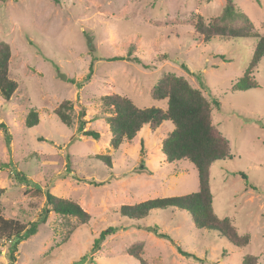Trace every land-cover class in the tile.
<instances>
[{"label":"rangeland","instance_id":"1","mask_svg":"<svg viewBox=\"0 0 264 264\" xmlns=\"http://www.w3.org/2000/svg\"><path fill=\"white\" fill-rule=\"evenodd\" d=\"M233 1L264 36V0ZM226 3L0 0V41L11 46L9 75L18 83L11 99L0 95V123L11 136L8 145L0 130L3 215L28 226L43 210L49 187L94 218L83 225L52 212L35 235L19 243L16 264H141L128 252L134 245H141L140 256L149 264H243L246 255L264 264V58L254 71L260 88L237 89L259 39L204 42L195 30L199 17L213 20ZM113 57L124 59L109 61ZM169 73L184 77L212 103V122L230 142L232 159L211 169L214 210L240 235L250 236L247 247L197 228L190 214L177 208L153 210L142 221L117 214L122 205L198 191L195 166L187 160L168 163L162 154L172 122L156 130L145 126L115 150L102 118L100 98L106 95L125 96L141 109H165L167 100L157 99L154 89ZM65 100L74 103L72 127L54 114ZM80 106L87 108L86 130L99 132V140L78 132ZM32 110L40 122L29 128ZM97 155L110 156L112 167ZM155 225L174 243L145 229ZM110 226L118 232L92 252L94 240ZM10 245L0 241V264L10 262ZM179 247L203 262L183 256Z\"/></svg>","mask_w":264,"mask_h":264},{"label":"trees","instance_id":"2","mask_svg":"<svg viewBox=\"0 0 264 264\" xmlns=\"http://www.w3.org/2000/svg\"><path fill=\"white\" fill-rule=\"evenodd\" d=\"M57 5L63 4V0H51ZM196 35L203 38L204 42L212 40L229 41L232 39L258 38L255 44L251 63L244 76L239 80L237 89L247 91L260 88L254 76V71L264 58V36H260L254 30V24L240 12L233 0H227L222 12L213 20L205 22L199 17L195 25ZM12 50L9 43L0 41V95L4 99H11L18 89V83L10 78V60ZM123 57H113L109 61H120ZM136 61L140 62V60ZM148 68V66H145ZM94 72L93 63L90 66V79ZM154 95L159 100H167L165 109L150 107L138 108L129 98L119 94L106 95L100 98L104 109L103 120L112 132L111 147L118 150L124 141H132L145 127L152 130L158 129L163 122H172V132L162 141L161 151L168 163L187 160L192 163L198 172V191L183 196L156 198L144 201L136 205H122L117 214L129 220L142 221L149 217L153 210L180 209L190 214L195 226L218 233L235 247L244 248L250 243L249 235H240L229 218H219L214 210V197L211 189V169L218 161L232 159L230 142L212 122V103L206 99L203 93L194 88L188 80L174 74H164L155 86ZM213 103L219 107L216 101ZM74 103L70 100L63 101L54 114L61 123L67 126L74 124ZM85 106H80L78 114V132L84 137L94 140L100 139V133L95 130H86L89 121L86 120ZM40 122L39 113L30 111L26 126L31 128ZM0 130L6 136L10 145L11 136L7 126L0 123ZM96 159L102 161L108 167H112V159L108 155H97ZM247 179V175L242 173ZM25 179V178H24ZM5 189H0V241L10 245L8 264H16L18 245L38 232V227L46 224L49 215L54 212L61 216L76 218L81 224L87 225L94 218L86 212L78 203L64 198H59L46 188V204L34 222L25 226L14 219H6L3 215L1 199ZM157 237L171 241L172 238L159 231V226L145 228ZM117 227L110 226L101 232L94 240L92 252L100 250L103 242L118 232ZM141 245H134L129 249V254L136 256L141 264H149L141 254ZM180 254L193 257L203 262L197 256L178 248ZM243 264H259V258L254 255H246Z\"/></svg>","mask_w":264,"mask_h":264}]
</instances>
